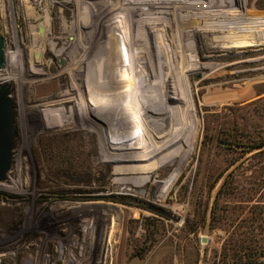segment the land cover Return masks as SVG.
<instances>
[{
    "label": "rangeland",
    "instance_id": "rangeland-1",
    "mask_svg": "<svg viewBox=\"0 0 264 264\" xmlns=\"http://www.w3.org/2000/svg\"><path fill=\"white\" fill-rule=\"evenodd\" d=\"M159 1L106 12L108 29L99 10L128 0H0L16 125L5 180L26 188L0 190V264H212L237 233L264 244V145L251 148L264 140V0ZM233 26L256 43L230 45ZM105 34L117 56L100 53ZM139 48L165 67H106ZM164 95L184 97L179 115L151 113Z\"/></svg>",
    "mask_w": 264,
    "mask_h": 264
},
{
    "label": "bare ground",
    "instance_id": "bare-ground-1",
    "mask_svg": "<svg viewBox=\"0 0 264 264\" xmlns=\"http://www.w3.org/2000/svg\"><path fill=\"white\" fill-rule=\"evenodd\" d=\"M130 0H128V3H120V2H117V3H114V4H112V5H110L109 3V5L107 6L108 8H105L104 10H103V12L102 11H100L99 10V13H98V15L100 14V20L98 21V22H100L101 24H102V26H104V27H106V28H108V29H113V28H115V25L114 24H112V23H109L108 21V18H107V15L105 14L106 12H108V14L110 13V14H113V13H111L113 10L114 11H116V10H128V14H130L131 16L132 15H134L135 14V11L137 10V9H140V8H145L147 5H150L149 4V2L151 3L152 2V4H156V5H160V4H163L164 2H162V1H157V2H155V1H150V0H136V2H129ZM232 3H233V5L234 6H236V9H233L234 11H236L237 12V10H239L240 9V3H242L241 2V0H233V1H231ZM231 2H230V4H231ZM186 3V2H185ZM189 3H191V2H189ZM238 3H239V6H238ZM227 4V3H226ZM226 4H224L225 6H226ZM191 5H192V3H191ZM223 5V4H222ZM229 5V4H228ZM99 6V5H98ZM200 6V5H199ZM238 6V7H237ZM101 7V6H100ZM149 7V6H148ZM233 7V6H232ZM99 8V7H98ZM97 8V9H98ZM183 8V7H182ZM151 9V8H150ZM241 10V9H240ZM126 13V12H125ZM176 13V12H175ZM233 13V12H232ZM238 14V13H237ZM240 15H241V13H239ZM238 14V15H239ZM102 15H104V16H102ZM49 16V15H48ZM199 20V19H198ZM94 21V20H93ZM129 21V26H128V30H129V32L128 33H131V31H132V29L130 28V27H132V19H130V20H128ZM100 25V24H99ZM193 26V25H192ZM195 26V25H194ZM242 27H243V24H242ZM245 27V26H244ZM237 28V27H236ZM235 28V26H233L231 29H233V31H231V32H229L230 34L229 35H227L226 37H227V39H225V40H227V42H229V44L230 45H236V46H242V45H244V46H248V45H254L255 43H256V40H255V42H254V40L252 41L253 43H251V41H250V39H249V37H252V36H254L255 35V33L254 32H252V29H248L247 28V30H245V31H243L245 34H243V35H238V33H237V29ZM101 29V28H100ZM103 29V28H102ZM134 31V30H133ZM69 32V31H68ZM67 32V33H68ZM102 33V32H101ZM100 33V34H101ZM106 33H108V31L106 32ZM110 33V32H109ZM69 34V33H68ZM93 34V33H92ZM95 34V33H94ZM133 34V33H132ZM46 35V34H45ZM83 35V34H82ZM81 35V36H82ZM91 35V34H90ZM106 36H104V37H100L99 39H100V42H99V51H100V53H102L104 56H108L107 54L108 53H112L114 56H117V51H116V48H115V46H114V44H111V45H109V46H107L106 47V43H107V41H108V38L110 37L108 34H105ZM108 35V36H107ZM80 36V35H79ZM95 36H97V35H95ZM99 36V35H98ZM101 36V35H100ZM172 36V35H171ZM83 37V36H82ZM85 37V36H84ZM141 37V36H140ZM140 37H138L137 36V38H135V41L136 42H138V40H139V38ZM264 37V36H263ZM79 38V37H78ZM121 38H122V36H121ZM80 39H82V38H80ZM76 40V39H75ZM110 40V39H109ZM122 40V39H121ZM224 40V41H225ZM95 41V40H94ZM97 41V40H96ZM124 41V40H123ZM128 41H129V43L131 42V36L128 34ZM249 41V42H248ZM248 42V43H247ZM259 42V41H258ZM262 42V41H261ZM260 42V43H261ZM79 43H81L80 41H79ZM111 43V42H110ZM78 44V43H77ZM140 44H141V42H140ZM79 45V44H78ZM225 45H226V43H225ZM229 45V46H230ZM76 46V45H75ZM80 46V45H79ZM97 46V45H96ZM139 46V45H138ZM227 47V46H226ZM81 49H83V47H80ZM136 48H138V47H136ZM72 49V48H71ZM96 49V48H95ZM133 50V49H132ZM131 49H130V52L128 53V55H130L129 56V59L127 60V61H125L124 63L123 62H120L119 63V65H108V63H106V67L108 68V70L109 69H111V71H112V69L113 68H118L119 66H120V68H122V66L123 67H125V66H130V64H129V60H133V58H136V64L138 65L139 64V66H141V67H143V66H147V68L148 67H150V68H153V70H155L156 68H160V69H162V68H164L165 67V65L166 64H164V62L163 63H161V64H157V63H155L154 61H151V58L149 57H147L146 55V53H144L142 50H140V48L139 49H137V56H135V54L133 53V51H132ZM146 51V50H145ZM94 52V51H93ZM120 52V51H119ZM82 53V52H81ZM85 53V52H84ZM150 55V54H149ZM148 55V56H149ZM118 58V57H117ZM152 60H153V58H152ZM77 63H79L78 61H77ZM76 63V64H77ZM83 64V63H82ZM78 65V64H77ZM84 65V64H83ZM95 65V64H94ZM122 65V66H121ZM82 66V65H81ZM75 67H76V65H75ZM79 67V66H78ZM85 67L86 66H82V67H80L78 70H77V68H74V69H76L75 71H76V73H78L79 71H81V70H85ZM6 68H7V64L5 63V69L4 70H6ZM105 68V67H104ZM106 69V68H105ZM128 69V68H127ZM141 69V68H140ZM143 69H145V67L143 68ZM3 70V71H4ZM126 70V69H125ZM124 70V71H125ZM142 70V69H141ZM119 71H121V70H119ZM144 71V70H143ZM149 71H151V70H149ZM149 71H148V73H149ZM156 71V70H155ZM154 71V72H155ZM157 71H159V70H157ZM6 72V71H5ZM5 72H3L2 74H4ZM127 72V71H126ZM152 72V71H151ZM164 72V71H163ZM74 73V72H73ZM161 73V72H160ZM112 74H113V72H112ZM118 74H119V72H118ZM132 74V73H131ZM150 74H153L154 75V73L152 72V73H150ZM149 74V75H150ZM168 74V73H167ZM167 74H166V76H167ZM141 75V74H140ZM147 75V74H146ZM161 75H163L162 73H161ZM118 76V75H117ZM116 76V77H117ZM155 76V75H154ZM148 77V76H147ZM161 77V76H160ZM172 77V76H171ZM14 78V76H12V75H10V76H8V77H6V78H3V79H0L1 81H3L5 84L6 83H10L9 81H12V79ZM150 78V77H149ZM148 78V79H149ZM152 78H155L156 79V77H152ZM166 78V77H165ZM82 79H83V77H82ZM146 79V78H145ZM155 79H153V80H155ZM161 79V78H160ZM167 79V78H166ZM169 79H170V77H169ZM84 80V79H83ZM143 80V79H142ZM158 80V79H157ZM161 80H163V79H161ZM100 81V80H99ZM99 81H98V83H99ZM112 81H113V79H112ZM118 81H120V80H118ZM165 81V80H164ZM149 82V81H148ZM154 82V81H153ZM157 82V81H156ZM171 82V81H170ZM182 82V81H181ZM97 83V84H98ZM120 83V82H119ZM140 83V82H139ZM143 83H145V81L143 82ZM165 83V82H164ZM164 83H163V85H164ZM179 83V82H178ZM96 84V85H97ZM103 84H105L104 82H103V80L101 79V83H100V85H103ZM106 84H110V83H106ZM122 84V83H121ZM183 84V83H182ZM111 85V84H110ZM113 85V84H112ZM123 85V84H122ZM146 85V84H145ZM168 85H170V84H168ZM172 85V84H171ZM163 87V86H162ZM161 87V89H163ZM165 87V86H164ZM174 87V86H173ZM151 89H153V88H151ZM153 91V90H152ZM176 92V91H175ZM189 92V91H188ZM173 94H175L174 92H172ZM154 95V94H153ZM163 95V94H162ZM182 96V95H181ZM151 97V96H150ZM149 96H148V99L150 98ZM153 97V96H152ZM157 97H158V95H157ZM164 98H160V99H158V98H156L155 97V102H156V106L155 105H151V106H148L147 105V107H149V109H150V111H151V113L153 112V111H155L156 113H159L158 115L159 116H161V115H163V114H165L166 115V113L168 114V113H170L171 115H179V113H178V109H177V106H172L171 104H172V102L173 101H175V96H172V95H170V96H166V95H164L163 96ZM177 97V96H176ZM184 98V97H183ZM183 98H181V97H177V99H176V101L177 100H182ZM187 98V97H186ZM146 99V98H145ZM150 100V99H149ZM153 100V99H152ZM178 102V101H177ZM183 103V102H182ZM147 104V103H146ZM161 104H163V105H161ZM150 105V104H149ZM172 106V107H166V106ZM154 107V108H153ZM190 107V106H189ZM156 109V110H155ZM177 109V110H176ZM182 109V108H181ZM180 110V109H179ZM186 110V109H185ZM181 111V110H180ZM191 111V110H190ZM190 111H188V112H190ZM193 111V110H192ZM145 112H147L146 110H145ZM148 112H149V110H148ZM147 112V113H148ZM154 113V112H153ZM182 113V112H181ZM184 113V112H183ZM169 114V115H170ZM187 114V113H186ZM191 114V113H190ZM189 114V115H190ZM193 114L194 113H192L191 115H190V117H193ZM197 114V113H196ZM182 115V114H181ZM180 115V116H181ZM164 116V115H163ZM149 117H150V115H149ZM152 117V116H151ZM158 117V116H157ZM187 117H189V116H187ZM159 118V117H158ZM182 154L184 155V156H186V154H187V150L185 149L183 152H182ZM172 187V186H171ZM170 187V188H171ZM170 188L168 189V192H169V190H170ZM23 189L25 190L26 188L25 187H23V186H21V185H19L17 182H12L11 180H3V181H0V190H2V191H6V192H11V193H19V192H23ZM175 190V189H174ZM167 192V193H168ZM166 193V194H167ZM165 194V195H166ZM88 206V207H87ZM92 207H95V205H78V206H72L70 209L71 210H73V211H80V210H83V209H90V208H92Z\"/></svg>",
    "mask_w": 264,
    "mask_h": 264
},
{
    "label": "water",
    "instance_id": "water-1",
    "mask_svg": "<svg viewBox=\"0 0 264 264\" xmlns=\"http://www.w3.org/2000/svg\"><path fill=\"white\" fill-rule=\"evenodd\" d=\"M4 67V39L0 33V69ZM16 137L15 108L11 98V86L0 84V181L7 177L12 164V150ZM147 208L174 221L179 216L160 205L148 204ZM205 241V239H202Z\"/></svg>",
    "mask_w": 264,
    "mask_h": 264
},
{
    "label": "trees",
    "instance_id": "trees-1",
    "mask_svg": "<svg viewBox=\"0 0 264 264\" xmlns=\"http://www.w3.org/2000/svg\"><path fill=\"white\" fill-rule=\"evenodd\" d=\"M264 140L252 145L251 148L263 146ZM110 198V197H107ZM215 210L212 221H215ZM256 232L249 231L236 234L231 241H225L219 252H215L212 264H264V244L258 243Z\"/></svg>",
    "mask_w": 264,
    "mask_h": 264
}]
</instances>
